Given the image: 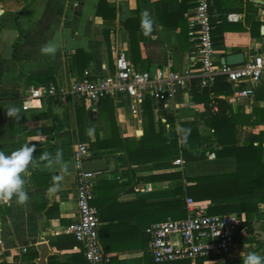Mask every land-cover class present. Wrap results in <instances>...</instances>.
<instances>
[{
  "label": "crops",
  "instance_id": "obj_1",
  "mask_svg": "<svg viewBox=\"0 0 264 264\" xmlns=\"http://www.w3.org/2000/svg\"><path fill=\"white\" fill-rule=\"evenodd\" d=\"M198 1L0 0V151L11 154L24 145L35 147V163L23 176L28 201L19 204L13 198L0 209L6 234L4 264H86L82 244L66 232L78 220L74 161L78 143L88 144L90 159L108 160L107 170L94 172L93 204L100 212L101 243L111 264H154L148 255L149 226L168 217H185V198L193 197L188 194L189 169L181 154L168 161L142 155L130 159L127 142L140 140L150 121L157 130L159 122H164L172 139H179L182 122L194 121L202 135L213 139L206 148L213 160L216 153L211 147L223 146L207 120L222 99L231 107L228 114L239 121L237 144L226 148L244 147L253 136H262L264 147V73L257 82L232 83V93L212 95V103L195 102L190 86L176 81L173 110L155 106L151 98L134 110L130 97L123 94L98 103L82 97H70L67 102L46 98L23 109L24 96L33 86L70 83L113 71L122 51L139 69L203 79L197 60V28L192 26ZM208 1L218 66L233 54H243L245 62L264 55V0ZM145 16L152 22L148 35L142 28ZM131 33H135V45ZM48 47L55 52H45ZM243 89L250 95L235 99L233 93ZM12 105L20 109L19 120L6 116L5 110ZM259 144L254 141L255 146ZM58 150L62 162L47 167L41 158L46 153L55 157ZM180 156L183 166L175 163ZM178 173L182 177H166ZM197 202L210 214L242 219L247 228L246 235H236L231 258L202 264H243L251 252L264 257L262 192ZM243 204L257 205L258 210L251 214L247 208L223 210Z\"/></svg>",
  "mask_w": 264,
  "mask_h": 264
},
{
  "label": "built area",
  "instance_id": "obj_2",
  "mask_svg": "<svg viewBox=\"0 0 264 264\" xmlns=\"http://www.w3.org/2000/svg\"><path fill=\"white\" fill-rule=\"evenodd\" d=\"M197 28V60L201 63L204 78L203 87L212 86L217 76L224 75L231 83L243 79L259 81L264 73V55H257L239 66L216 64V42L213 35V21L208 0H199L196 6L195 20ZM191 85V79L176 72L158 69L155 72L135 67L125 51L118 54L115 70H107L95 78L86 77L73 82H51L33 86L24 96L23 109L29 110L35 102L46 98H55L67 102L70 97H82L98 103L114 94L130 97L135 110L149 96L155 106L165 110L176 108L174 83ZM250 95L248 89L235 91V99ZM179 132V127H178ZM92 158L88 144L78 143L74 152L76 167V189L78 220L71 223L66 232L71 233L82 244L88 264H111V256L104 252L100 231L99 209L93 204L96 198L94 177L96 173L84 169L86 160ZM175 163L183 166L182 156ZM11 204L10 200L0 199V209ZM187 215L180 219L168 217L164 221L149 226V250L153 262L157 264L190 261L196 264L205 261H226L235 252L236 235H246L247 228L242 219L229 214H210L193 197L186 196ZM6 234L3 215L0 211V264L5 262Z\"/></svg>",
  "mask_w": 264,
  "mask_h": 264
},
{
  "label": "trees",
  "instance_id": "obj_3",
  "mask_svg": "<svg viewBox=\"0 0 264 264\" xmlns=\"http://www.w3.org/2000/svg\"><path fill=\"white\" fill-rule=\"evenodd\" d=\"M135 23H140V20L136 19ZM131 38L135 45V33H131ZM201 81L202 79L198 77L191 79L190 92L195 102L212 103V95L232 93V83L224 75H219L210 87H203ZM217 103L219 109L212 115L211 119L207 120V124L214 130L216 141L223 148L215 150V147H211V150L216 153L213 160L210 159L206 149L208 143L213 139L210 136L202 135L196 123L190 120L182 122L179 139H172L167 136L164 122H159V129L157 130L153 120L150 121L145 135L140 140L134 143L127 142L129 157L132 160H137L139 155H142L143 158L153 161H168L181 154L189 169L187 177L188 194L197 201L230 196H247L262 192L264 203L263 138L262 136H253L252 141L244 147L226 148V146L237 144L236 126L238 120L235 115L228 114L231 107L226 101L221 99ZM254 141H259V146H255ZM182 175L178 173L166 177H182ZM246 208L249 209L250 214L258 210L257 205L246 204L237 208L226 206L223 210L242 211ZM251 208L254 210L251 211ZM184 212L186 215V211ZM148 255L151 256L150 250H148ZM204 261L200 259L198 263L202 264ZM86 264H88L87 261ZM163 264L192 263L181 261Z\"/></svg>",
  "mask_w": 264,
  "mask_h": 264
},
{
  "label": "clouds",
  "instance_id": "obj_4",
  "mask_svg": "<svg viewBox=\"0 0 264 264\" xmlns=\"http://www.w3.org/2000/svg\"><path fill=\"white\" fill-rule=\"evenodd\" d=\"M151 27L152 22L150 18L145 16L142 20V28L145 31V35L151 32ZM44 51L54 53L55 48L48 47ZM5 112L8 118L15 120L21 118L20 109L14 105L7 107ZM34 151L35 147L29 145H24L11 154H5L3 151H0V199L10 200L15 198L19 204H24L28 201L29 196L25 191L23 176L28 171L30 165L35 163L33 157ZM41 159L47 161V167H52L55 163L62 162V153L58 150L55 157L46 153ZM243 264H264V257L251 252L243 258Z\"/></svg>",
  "mask_w": 264,
  "mask_h": 264
},
{
  "label": "water",
  "instance_id": "obj_5",
  "mask_svg": "<svg viewBox=\"0 0 264 264\" xmlns=\"http://www.w3.org/2000/svg\"><path fill=\"white\" fill-rule=\"evenodd\" d=\"M260 4H263L260 2ZM264 5V4H263ZM245 58L243 54H233L225 59V64L237 66L244 64ZM108 160L106 158L88 159L84 163V169L88 172H102L107 170Z\"/></svg>",
  "mask_w": 264,
  "mask_h": 264
},
{
  "label": "rangeland",
  "instance_id": "obj_6",
  "mask_svg": "<svg viewBox=\"0 0 264 264\" xmlns=\"http://www.w3.org/2000/svg\"><path fill=\"white\" fill-rule=\"evenodd\" d=\"M151 259H153V258H151Z\"/></svg>",
  "mask_w": 264,
  "mask_h": 264
}]
</instances>
